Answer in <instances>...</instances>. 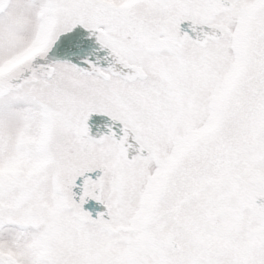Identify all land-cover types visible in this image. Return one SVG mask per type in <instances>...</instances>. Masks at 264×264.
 Listing matches in <instances>:
<instances>
[{"label":"snow or ice","instance_id":"6c2138e0","mask_svg":"<svg viewBox=\"0 0 264 264\" xmlns=\"http://www.w3.org/2000/svg\"><path fill=\"white\" fill-rule=\"evenodd\" d=\"M0 264H264V0H0Z\"/></svg>","mask_w":264,"mask_h":264}]
</instances>
